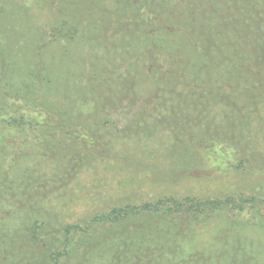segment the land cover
Returning a JSON list of instances; mask_svg holds the SVG:
<instances>
[{
    "label": "trees",
    "instance_id": "obj_1",
    "mask_svg": "<svg viewBox=\"0 0 264 264\" xmlns=\"http://www.w3.org/2000/svg\"><path fill=\"white\" fill-rule=\"evenodd\" d=\"M114 159L264 171V0H0V264H264V188Z\"/></svg>",
    "mask_w": 264,
    "mask_h": 264
},
{
    "label": "rangeland",
    "instance_id": "obj_2",
    "mask_svg": "<svg viewBox=\"0 0 264 264\" xmlns=\"http://www.w3.org/2000/svg\"><path fill=\"white\" fill-rule=\"evenodd\" d=\"M143 147H150V148H156L157 146H163V143H142L141 144ZM130 148H132V144H120L118 147V150L123 149V150H129ZM166 154L161 153L158 158H156L154 160V165H163L164 166V162L166 160V158L164 157ZM123 168V169H122ZM157 168V167H154ZM99 174L102 175H107V179L108 181H104L102 188L108 187L106 188L108 189H112V193L111 194H118L119 192H117V189H120L119 186L120 184V179L122 180L124 177H139L140 179H146V184H144L143 188H140L141 190H143L145 193H152V194H156L157 191H159L158 188L160 187H167L165 189H167V191L171 188L173 191L178 192L179 190H185L187 191V189H197L196 192H204L206 194V196H217V195H223L226 194L227 192H229L232 189H243L246 193L249 192H254V190H256V187H262L264 188V171H259L257 173H237V174H233L231 176L225 177V178H218L216 180H213V182L211 181H203V180H191V179H185V180H181V181H177L174 184H172V186H166V185H161L164 182H160L161 184H159V182L156 180L157 178V174L156 171H151V172H143L139 173V170H136V168L128 170V169H124V167L121 164V161H119V159H114V162L110 163L105 166L104 168H102L99 171ZM156 187V188H154ZM199 189V191H198ZM132 192L133 187H132ZM138 190V188L136 189ZM141 190H139L138 192H142ZM114 191V192H113ZM122 193V192H120ZM135 193V192H134ZM137 193V194H139ZM143 193V192H142ZM141 194V193H140ZM139 194V195H140ZM110 195V194H109ZM215 223L213 224V222L211 224H209V229L212 230L215 226ZM80 235H76V242H75V252H78V258L77 260L79 262H83L82 260L85 259V255L87 254V248L85 246H81L82 244H80L81 238ZM207 235V234H206ZM202 238V237H201ZM203 247L201 249L202 251V257L206 258L211 256V252L209 253V248L210 246H207V243L203 244ZM71 256H67L64 259V264H72V261L70 259ZM72 258V257H71Z\"/></svg>",
    "mask_w": 264,
    "mask_h": 264
}]
</instances>
